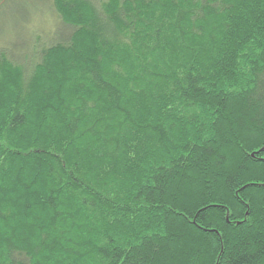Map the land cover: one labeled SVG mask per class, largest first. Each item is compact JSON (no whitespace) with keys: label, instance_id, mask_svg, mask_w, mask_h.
<instances>
[{"label":"trees","instance_id":"16d2710c","mask_svg":"<svg viewBox=\"0 0 264 264\" xmlns=\"http://www.w3.org/2000/svg\"><path fill=\"white\" fill-rule=\"evenodd\" d=\"M48 1L0 48V264H264V0Z\"/></svg>","mask_w":264,"mask_h":264},{"label":"rangeland","instance_id":"374dc122","mask_svg":"<svg viewBox=\"0 0 264 264\" xmlns=\"http://www.w3.org/2000/svg\"><path fill=\"white\" fill-rule=\"evenodd\" d=\"M21 4L27 9L22 11L27 17L24 22L25 26L22 25L23 23L18 17V11L22 8ZM58 27H60L59 21L48 0H0V48L1 46H12L15 55L23 53L22 56L29 59V54L34 51L30 49L33 44L30 37L38 39L39 43L47 44L48 39L53 36ZM26 39L31 40L27 41ZM25 41L24 48L22 45ZM35 49L38 51L39 46ZM26 57L24 59L16 57V59L24 65L28 60Z\"/></svg>","mask_w":264,"mask_h":264}]
</instances>
